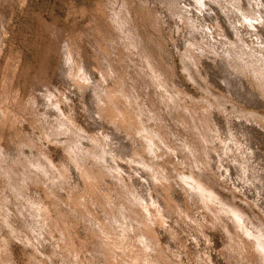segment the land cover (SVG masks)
Segmentation results:
<instances>
[{
	"label": "rangeland",
	"instance_id": "obj_1",
	"mask_svg": "<svg viewBox=\"0 0 264 264\" xmlns=\"http://www.w3.org/2000/svg\"><path fill=\"white\" fill-rule=\"evenodd\" d=\"M263 245L264 0H0V264Z\"/></svg>",
	"mask_w": 264,
	"mask_h": 264
},
{
	"label": "bare ground",
	"instance_id": "obj_2",
	"mask_svg": "<svg viewBox=\"0 0 264 264\" xmlns=\"http://www.w3.org/2000/svg\"><path fill=\"white\" fill-rule=\"evenodd\" d=\"M254 1V0H253ZM169 2V1H168ZM178 3V2H177ZM255 6V5H254ZM233 9V8H232ZM231 9V10H232ZM231 14H233V10L231 11V10H229V9H227ZM227 10H226V12H227ZM234 12H235V10H234ZM237 12V11H236ZM235 12V13H236ZM241 12V11H240ZM240 12L239 13H237L238 14V16H237V14H236V16L238 17V18H240V17H242V16H240ZM235 15V14H234ZM254 16V15H253ZM257 16V15H256ZM258 16H260V15H258ZM263 16V15H262ZM244 18H246V16L244 17ZM247 19L249 20V18L247 17ZM247 19H244V21H246ZM254 19H255V17H254ZM247 20V21H248ZM261 20V19H260ZM247 21H246V23H247ZM251 21V20H250ZM256 22V21H255ZM259 23V22H258ZM249 24H251L250 22H249ZM248 24V25H249ZM252 25V24H251ZM249 27H250V25H249ZM252 27V26H251ZM254 27V26H253ZM258 29H259V27H257ZM60 31V30H59ZM235 31V30H234ZM260 31H262V30H260ZM259 32V31H258ZM263 32V31H262ZM219 33V32H218ZM223 35V34H222ZM244 35V34H243ZM221 37V36H220ZM224 39H226V38H224ZM228 40V39H227ZM246 40V39H245ZM57 42V41H56ZM79 43V42H78ZM261 43H263L262 41H261ZM59 44V43H58ZM55 45V44H54ZM72 46V45H71ZM74 46V45H73ZM79 46V45H78ZM238 50H240V49H238ZM70 51V50H69ZM81 52V51H80ZM239 52V51H238ZM241 52V51H240ZM239 52V53H240ZM248 55V54H247ZM86 56V55H85ZM243 58V57H242ZM245 58H246V56H245ZM252 58V57H251ZM252 60V59H251ZM244 61V60H243ZM254 61V60H253ZM77 63H78V61H77ZM78 70V69H77ZM4 78V77H3ZM12 79V78H11ZM97 82V81H96ZM35 84V83H34ZM48 91H50V90H48ZM36 94V93H35ZM110 100V99H109ZM111 101V100H110ZM118 101V100H117ZM114 103V102H113ZM119 105H120V103H119ZM31 106V105H30ZM121 106V105H120ZM25 111V110H24ZM31 112V111H30ZM126 121V120H125ZM128 122V121H127ZM136 126V125H135ZM12 127V126H11ZM17 130V129H16ZM89 134V133H88ZM233 136V135H232ZM109 137H110V135H109ZM108 137V138H109ZM100 141V140H99ZM101 142V141H100ZM256 142V141H255ZM97 144V143H96ZM232 145V144H231ZM15 146V145H14ZM19 146V145H18ZM102 146V145H101ZM225 146H226V143H225ZM107 147V146H106ZM104 148V147H103ZM155 148V147H154ZM224 154V153H223ZM251 155V154H250ZM249 156V155H248ZM120 157V156H119ZM112 158V157H111ZM119 161V160H118ZM63 180V179H62ZM69 187V186H68ZM207 189V188H206ZM209 189V188H208ZM207 189V190H208ZM129 190V189H128ZM150 192V191H149ZM209 192V191H208ZM151 197V196H150ZM200 200V199H199ZM77 202V201H76ZM69 205V204H68ZM82 206V205H81ZM83 207V206H82ZM158 208V207H157ZM93 212V211H92ZM238 214H239V212H238ZM154 215V214H153ZM238 216H240V215H238ZM244 219V218H243ZM164 221V220H163ZM50 232V231H49ZM249 236V235H248ZM116 241V240H115ZM264 246V245H263ZM117 249V248H116ZM259 249V248H258ZM261 249V248H260ZM137 255V254H136ZM59 257V256H58ZM139 259V258H138Z\"/></svg>",
	"mask_w": 264,
	"mask_h": 264
}]
</instances>
